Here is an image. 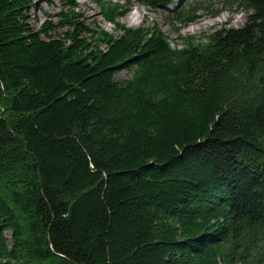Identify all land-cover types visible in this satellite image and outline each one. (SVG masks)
<instances>
[{"label": "trees", "instance_id": "16d2710c", "mask_svg": "<svg viewBox=\"0 0 264 264\" xmlns=\"http://www.w3.org/2000/svg\"><path fill=\"white\" fill-rule=\"evenodd\" d=\"M235 1L174 47L123 6L115 35L0 0V264H264V0Z\"/></svg>", "mask_w": 264, "mask_h": 264}, {"label": "rangeland", "instance_id": "374dc122", "mask_svg": "<svg viewBox=\"0 0 264 264\" xmlns=\"http://www.w3.org/2000/svg\"><path fill=\"white\" fill-rule=\"evenodd\" d=\"M30 16L31 23L36 29H40L44 22L59 21L57 15L62 9L61 0H34ZM78 5L77 12L83 16L87 24L97 25L117 35L116 26L105 18L103 6L125 7L128 11L118 20L129 27L153 26L158 27L169 38L174 47H184L186 39L194 37L196 42L206 41V36L216 29L223 27H241L247 20L248 12L237 7L235 0H175L169 8L179 10L192 3L196 10L195 19L186 25L171 19L167 8L151 7L138 0H75ZM136 14L137 19L132 20ZM134 15V16H133ZM65 29L58 28L57 35H62ZM117 77H130L126 71L120 72ZM10 236V233H8Z\"/></svg>", "mask_w": 264, "mask_h": 264}, {"label": "bare ground", "instance_id": "6f19581e", "mask_svg": "<svg viewBox=\"0 0 264 264\" xmlns=\"http://www.w3.org/2000/svg\"><path fill=\"white\" fill-rule=\"evenodd\" d=\"M134 16V15H133ZM132 20H136L137 19V16H136V14H135V16L134 17H132L131 18Z\"/></svg>", "mask_w": 264, "mask_h": 264}]
</instances>
